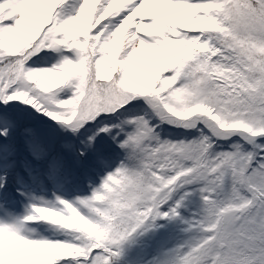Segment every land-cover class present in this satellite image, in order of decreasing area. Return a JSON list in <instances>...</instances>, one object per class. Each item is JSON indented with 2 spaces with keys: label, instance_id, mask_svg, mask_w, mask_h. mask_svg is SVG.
Here are the masks:
<instances>
[{
  "label": "snow or ice",
  "instance_id": "snow-or-ice-1",
  "mask_svg": "<svg viewBox=\"0 0 264 264\" xmlns=\"http://www.w3.org/2000/svg\"><path fill=\"white\" fill-rule=\"evenodd\" d=\"M68 4L0 0V104L74 137L140 101L150 114L102 124L79 148L61 144L86 158L108 136L123 158L90 195L52 203L31 185L45 164L54 179L61 159L40 129L0 111V212L17 194L30 201L23 217L0 218V264H121L176 220L187 238L150 264H264V0ZM41 52L59 60L31 67ZM164 124L198 135L165 139ZM193 196L200 208L185 219ZM41 222L66 238H34L29 225Z\"/></svg>",
  "mask_w": 264,
  "mask_h": 264
},
{
  "label": "rangeland",
  "instance_id": "rangeland-1",
  "mask_svg": "<svg viewBox=\"0 0 264 264\" xmlns=\"http://www.w3.org/2000/svg\"><path fill=\"white\" fill-rule=\"evenodd\" d=\"M79 3H80V0H69L68 6L62 11L71 12L75 8H78ZM65 54L69 56L73 55L72 53H65ZM39 58L43 60V65H40V66L37 65ZM58 60H59V56L55 52H41L39 56L33 57V59L29 63H30V66L34 68H49L55 65ZM0 106H1L0 111H10L11 114L19 121L23 123L31 124L37 127L38 129L43 130V132H46L47 139H44L45 143L48 144V146L50 147L52 156L58 157L60 159H63L66 157V155L61 154V152H64V153L72 152V151L63 150L61 148V144L65 142H69V143L74 144L76 148H79L80 142L82 140L92 135L98 129V127H100L102 124H106V123L97 124L95 130H93L91 127L88 126L89 127L88 130H90L91 133L84 132V130L82 129L79 137H74L70 132L64 131L59 124L51 121L45 116L40 115L35 110L31 109L30 107L24 106L23 104L13 103L12 105H9L7 108H5L3 104H1ZM143 106H146V105L143 104V101H140L138 102L137 106H130L129 108L118 112L116 116H112L109 118H103V119L107 123L115 122V124H119L122 121L131 119L133 117L143 116L146 113L150 114V110L147 109V106H146V111L141 110ZM153 122L158 123V121L156 122L153 121ZM167 128L169 129L170 127L167 124H164L162 125L160 129H157V131H159L161 136L165 139L178 140V136L180 140L181 139H191L192 133L186 132V134L183 135L182 134V131H184L183 129H179V130L175 129L173 131H168ZM118 132H119V129H116L113 135H115ZM195 135H198V134H195ZM122 138L123 137H121V139ZM97 141L102 142V144H104V146L109 149L117 148L116 144L113 143L112 139L108 136H101L98 138ZM96 146H97V143L95 147ZM117 150L120 151L118 148ZM73 151L75 152V150ZM118 155L120 156V154ZM70 158L73 159L76 163L80 160V156L77 155L76 152ZM40 181H41L40 175H38L37 181L31 185L33 189L34 188L38 189L36 184L40 183ZM65 191L66 190H64V193ZM68 196H69L68 194H55L54 197H47L43 199L46 201L52 202V203H56V197H61L69 201H75L76 197H78V196H72V197H68ZM31 202L38 203L39 199L31 201ZM200 204L201 202L198 196L191 197L190 200L187 202L185 210L183 211V217L185 219L191 218L192 213L197 212L199 210ZM27 205H29V203ZM11 207H13V209L8 210L10 215H5V213L0 212V218L11 220L16 217H21V213L23 211V204L20 207L16 206L15 204H12ZM26 214L27 213H24L23 215H26ZM160 224L163 226L160 227L157 231L148 234L151 238L153 236V239L150 240V242L145 243V236L140 238L139 246L141 248H144V246H146L145 251L143 252L141 257H139L136 261H134L135 260L134 258L129 259L130 250H132L133 249L132 248L128 251L124 259L121 261V264H150V262L154 258L159 256L161 253L181 244L187 238L185 229L188 227V225L183 223L181 220H176L172 223H169L167 221H160ZM29 227L34 228L36 230V236L34 238H39L43 236L49 239H56V237L63 236L58 231L55 230V226H51L44 222L34 223V224L29 225ZM43 227H46L48 229V233H47L48 235L43 234L42 232ZM148 235L146 237H148ZM156 235H160L161 237L162 243H159V247L155 246V241L158 239L156 238Z\"/></svg>",
  "mask_w": 264,
  "mask_h": 264
},
{
  "label": "trees",
  "instance_id": "trees-1",
  "mask_svg": "<svg viewBox=\"0 0 264 264\" xmlns=\"http://www.w3.org/2000/svg\"><path fill=\"white\" fill-rule=\"evenodd\" d=\"M37 65H39V66L43 65V60L41 58H39ZM0 109H1V106H0ZM102 123L115 124V122L107 123L103 119H102ZM88 126L91 127L93 130H95L97 124L96 125L89 124V125H87V128L83 129L84 132L91 133V131L88 130L89 129ZM169 131H173V130H169ZM182 134L185 135L186 132L183 131ZM194 134H197V133H194ZM194 136L191 135V138H193ZM178 140H180L179 136H178ZM119 153H121L122 155L119 156L118 155ZM87 157H88L89 163L91 165L92 174H93L94 178H97V177L101 178L106 174V171L107 172L112 171L118 165L119 160L123 158V153L118 151L117 148L109 149V148L105 147L104 144H102V142L97 141V146L95 147V150L88 152ZM101 160H106V161L110 162L112 169L107 170L108 168L103 167L100 163ZM98 185L99 184H96V186H98ZM88 195H90V193ZM137 245H139V242ZM136 248H137V246L135 248H133L132 250H130V253L134 254L136 251ZM124 261H126V260H124Z\"/></svg>",
  "mask_w": 264,
  "mask_h": 264
}]
</instances>
